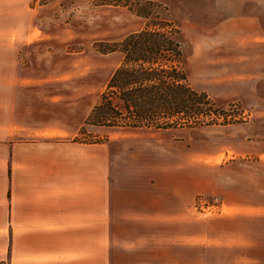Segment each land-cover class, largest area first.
Returning <instances> with one entry per match:
<instances>
[{"label": "crops", "instance_id": "obj_1", "mask_svg": "<svg viewBox=\"0 0 264 264\" xmlns=\"http://www.w3.org/2000/svg\"><path fill=\"white\" fill-rule=\"evenodd\" d=\"M33 81L11 86L5 103L1 38L0 261L121 264L116 250L163 253L149 238H171L187 264H264V133L224 125L198 154L189 135L186 173L149 182L163 168H131L129 152L74 141L97 127L85 123L94 105L76 113Z\"/></svg>", "mask_w": 264, "mask_h": 264}, {"label": "rangeland", "instance_id": "obj_2", "mask_svg": "<svg viewBox=\"0 0 264 264\" xmlns=\"http://www.w3.org/2000/svg\"><path fill=\"white\" fill-rule=\"evenodd\" d=\"M141 1L159 4L160 17L181 30L191 85L215 92L219 96L215 101L225 110L238 104L239 109L229 112L235 115L231 124L249 123L264 133V0ZM145 26L146 19L120 0H0L5 103L11 86L30 78L33 83L44 80L45 94L61 97L76 113L85 105H95L123 58L119 52L103 54L95 44L119 41ZM223 126L175 130L85 126L81 138L110 144L122 155L129 152L131 168H163L162 175L149 171V182H166L172 180L165 175L168 172L186 173L189 135L192 142L196 139L198 154L204 150L205 138L208 149L216 144ZM153 239L149 241L161 245L163 253L150 246L144 254L126 256L116 250L115 259L121 264L141 260L187 264L186 245L171 238Z\"/></svg>", "mask_w": 264, "mask_h": 264}, {"label": "trees", "instance_id": "obj_3", "mask_svg": "<svg viewBox=\"0 0 264 264\" xmlns=\"http://www.w3.org/2000/svg\"><path fill=\"white\" fill-rule=\"evenodd\" d=\"M120 3L145 18L146 26L119 41L95 44L99 52H119L123 58L85 123L117 130H175L233 123L235 115L229 112L239 109L238 104L225 110L206 92L191 85L181 30L171 20L160 17L159 4L141 0ZM84 134L85 126L74 141L102 142L95 138L82 140Z\"/></svg>", "mask_w": 264, "mask_h": 264}, {"label": "built area", "instance_id": "obj_4", "mask_svg": "<svg viewBox=\"0 0 264 264\" xmlns=\"http://www.w3.org/2000/svg\"><path fill=\"white\" fill-rule=\"evenodd\" d=\"M217 200V199H216Z\"/></svg>", "mask_w": 264, "mask_h": 264}]
</instances>
